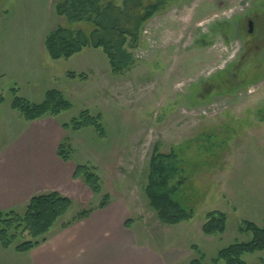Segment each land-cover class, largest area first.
Returning a JSON list of instances; mask_svg holds the SVG:
<instances>
[{"label": "rangeland", "instance_id": "374dc122", "mask_svg": "<svg viewBox=\"0 0 264 264\" xmlns=\"http://www.w3.org/2000/svg\"><path fill=\"white\" fill-rule=\"evenodd\" d=\"M59 1L0 0V152L31 132L39 141L45 134L39 125L52 123L61 131L55 144L63 146L60 162L70 172L86 166L100 179V194L81 178L67 182L72 207L46 237L63 222H78L82 211L112 215L109 204L128 218L131 238H123L133 249L163 254L164 264H225L218 252L250 239L239 232L244 222L264 227V0H101L103 6H131L137 14L160 5L130 50L133 66L119 75L100 49H85L69 60L49 58L44 40L51 30L92 28L58 16ZM227 30V37L221 35ZM69 73L85 80H71ZM14 89L32 104L58 90L71 108L26 122L11 109ZM86 112L99 117L103 133L62 127ZM156 145L163 154L180 150L184 182L177 199L193 217L177 226L163 225L144 193ZM105 196L108 207L101 209ZM27 205L8 211L23 215ZM209 211L225 215L223 234H203ZM13 247L7 252L0 246V264H31L29 252L19 255ZM106 257L110 254L94 251L86 259L118 264ZM243 261L264 264V252Z\"/></svg>", "mask_w": 264, "mask_h": 264}, {"label": "trees", "instance_id": "16d2710c", "mask_svg": "<svg viewBox=\"0 0 264 264\" xmlns=\"http://www.w3.org/2000/svg\"><path fill=\"white\" fill-rule=\"evenodd\" d=\"M101 0H60L55 4V13L66 19L69 24L91 25L87 33L81 29L58 26L45 37L44 48L53 61L69 60L85 49H100L108 60L114 75L129 70L134 59L130 50L138 46L139 34L144 24L156 13L161 11L160 5L149 7L143 14L134 13L131 6L115 7L111 3L106 6ZM221 32V31H218ZM223 32V31H222ZM221 35L227 37L229 30ZM71 80H85L84 76L74 73L67 75ZM11 109L16 111L26 122L41 120L46 116L57 117L68 111L71 104L58 90H49L40 104H32L16 97ZM99 117H91L88 112L83 113L79 120L64 124V129L77 131L84 127H94L100 133L102 126ZM100 123V124H99ZM179 149H173L168 154L159 151L157 145L153 148L148 165L147 182L144 193L148 205L157 219L165 226H177L192 220L193 213L184 209L178 202L177 195L184 179L180 174L177 155ZM57 156L64 157L62 144L57 149ZM81 178L94 194H100L101 185L98 176L86 166H78L73 175ZM108 196H105L99 208L107 206ZM72 207L69 198L51 192L34 196L26 206L23 215L15 211H0V246L7 250L13 247L17 253H28L44 243L54 224L63 219ZM90 211L78 213L75 219H85ZM205 224L202 228L204 235H219L225 231L226 217L218 211L205 214ZM129 222V221H128ZM71 225L69 221L61 223L63 228ZM239 232L250 235L245 242L236 243L218 252L217 260L225 264H244L245 255L264 252V227L251 222H244ZM38 239V240H37ZM16 243V244H15ZM189 264H202L194 260Z\"/></svg>", "mask_w": 264, "mask_h": 264}, {"label": "crops", "instance_id": "0c3cea01", "mask_svg": "<svg viewBox=\"0 0 264 264\" xmlns=\"http://www.w3.org/2000/svg\"><path fill=\"white\" fill-rule=\"evenodd\" d=\"M39 128L45 131L39 141L33 140L35 135L31 132L26 140L0 152V211L24 207L32 197L49 191L69 197L65 187L71 178L75 181L74 171H68L57 156L55 144L61 131L52 123ZM36 142L41 147L39 150L33 148ZM48 144L50 148L45 147ZM108 206L113 210L110 216L105 212L91 213L66 228L61 226L52 231L44 243L28 253L31 264H89L86 258L94 251L109 253L110 257L106 258L117 259L118 264H164L163 254L133 249L126 242L123 237L131 238L129 220L116 206ZM101 235L105 237L99 243Z\"/></svg>", "mask_w": 264, "mask_h": 264}, {"label": "water", "instance_id": "95a60500", "mask_svg": "<svg viewBox=\"0 0 264 264\" xmlns=\"http://www.w3.org/2000/svg\"><path fill=\"white\" fill-rule=\"evenodd\" d=\"M248 27H249L248 32H249V33H252V30H253V24H252V22H249Z\"/></svg>", "mask_w": 264, "mask_h": 264}, {"label": "flooded vegetation", "instance_id": "af4514ba", "mask_svg": "<svg viewBox=\"0 0 264 264\" xmlns=\"http://www.w3.org/2000/svg\"><path fill=\"white\" fill-rule=\"evenodd\" d=\"M248 25H249V22H248Z\"/></svg>", "mask_w": 264, "mask_h": 264}]
</instances>
